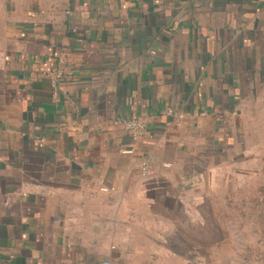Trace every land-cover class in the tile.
<instances>
[{"label":"crops","instance_id":"0c3cea01","mask_svg":"<svg viewBox=\"0 0 264 264\" xmlns=\"http://www.w3.org/2000/svg\"><path fill=\"white\" fill-rule=\"evenodd\" d=\"M0 264H264V0H0Z\"/></svg>","mask_w":264,"mask_h":264},{"label":"built area","instance_id":"2783aa9c","mask_svg":"<svg viewBox=\"0 0 264 264\" xmlns=\"http://www.w3.org/2000/svg\"><path fill=\"white\" fill-rule=\"evenodd\" d=\"M115 124L122 126L126 131L131 134V137L133 139H136L143 130L142 124L136 119L123 118L115 121ZM126 153H130V151H126ZM143 174L145 176H151L153 174V171L150 168L148 169L146 167H143Z\"/></svg>","mask_w":264,"mask_h":264},{"label":"rangeland","instance_id":"374dc122","mask_svg":"<svg viewBox=\"0 0 264 264\" xmlns=\"http://www.w3.org/2000/svg\"><path fill=\"white\" fill-rule=\"evenodd\" d=\"M223 172H224V169H223Z\"/></svg>","mask_w":264,"mask_h":264}]
</instances>
